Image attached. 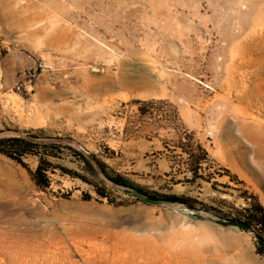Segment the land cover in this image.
Listing matches in <instances>:
<instances>
[{
	"label": "rangeland",
	"instance_id": "obj_1",
	"mask_svg": "<svg viewBox=\"0 0 264 264\" xmlns=\"http://www.w3.org/2000/svg\"><path fill=\"white\" fill-rule=\"evenodd\" d=\"M260 95L264 0H0V264H264Z\"/></svg>",
	"mask_w": 264,
	"mask_h": 264
},
{
	"label": "trees",
	"instance_id": "obj_2",
	"mask_svg": "<svg viewBox=\"0 0 264 264\" xmlns=\"http://www.w3.org/2000/svg\"><path fill=\"white\" fill-rule=\"evenodd\" d=\"M34 141L35 138L31 136H26L25 138L0 139V155L22 166H23L22 160L24 157L29 155L38 156L40 162L35 175H37L38 177L45 178L46 177L45 170L42 168V163L44 162V159L42 158L41 154L35 152V149H37L39 145L36 144ZM197 164L199 163L198 162L194 163V165L196 166ZM86 165L89 166V163L86 162ZM97 167L100 173L106 177V175L104 174V167L99 163H97ZM90 170L93 171L91 167ZM107 179L111 183L117 186L125 187L127 185L124 184L123 182L110 180L109 178ZM45 184L46 182H44L43 185ZM241 215H242L241 219L243 220L240 221L231 220L227 222L226 225L236 227L244 232H251V229L254 228L255 232L253 233V236L254 239L256 240L257 251L258 253L261 254L264 253V210L257 202H255L253 206L243 209V211H241Z\"/></svg>",
	"mask_w": 264,
	"mask_h": 264
},
{
	"label": "bare ground",
	"instance_id": "obj_3",
	"mask_svg": "<svg viewBox=\"0 0 264 264\" xmlns=\"http://www.w3.org/2000/svg\"><path fill=\"white\" fill-rule=\"evenodd\" d=\"M55 7H58V6H56L55 5ZM62 8V9H61ZM57 9H61L62 11H65V9L63 8V6H60V7H58ZM68 12V11H67ZM71 16V15H70ZM73 16V15H72ZM76 16H78V13H76ZM76 16H74V17H76ZM29 18V17H28ZM31 19V18H30ZM26 20V19H25ZM27 22V21H26ZM25 22V23H26ZM21 25V24H20ZM63 28H64V26H63ZM66 29V28H65ZM57 41V40H56ZM59 44V43H58ZM60 45V44H59ZM258 98H260L261 100H263L264 98H263V96L262 95H260V96H258ZM264 102V101H263ZM261 130L264 132V125L261 127ZM263 135V138L261 139L262 141H264V133L262 134ZM258 136H260V135H258ZM262 147V146H261ZM264 147V146H263ZM258 154H261V153H258ZM25 254V253H24Z\"/></svg>",
	"mask_w": 264,
	"mask_h": 264
}]
</instances>
